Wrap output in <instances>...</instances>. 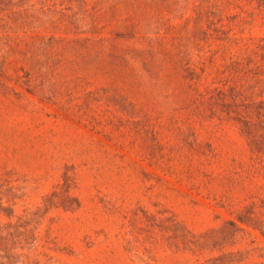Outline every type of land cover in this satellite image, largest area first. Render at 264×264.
<instances>
[{
    "label": "rangeland",
    "instance_id": "obj_1",
    "mask_svg": "<svg viewBox=\"0 0 264 264\" xmlns=\"http://www.w3.org/2000/svg\"><path fill=\"white\" fill-rule=\"evenodd\" d=\"M45 4L0 26V264H264V73L214 78L264 0Z\"/></svg>",
    "mask_w": 264,
    "mask_h": 264
},
{
    "label": "trees",
    "instance_id": "obj_2",
    "mask_svg": "<svg viewBox=\"0 0 264 264\" xmlns=\"http://www.w3.org/2000/svg\"><path fill=\"white\" fill-rule=\"evenodd\" d=\"M31 0H0V26L4 29L10 28L11 25L14 23H20L26 25L27 28L33 29L35 25V12L45 10V12H49L50 6L45 4V0H40L39 4L40 7L36 9L34 7V3L30 2ZM44 6H47L43 8ZM12 19V20H11ZM20 19V20H19ZM199 20H195L197 23ZM134 28L133 25L125 24L120 26V32L116 35L119 37H128L132 36L130 33ZM189 32L190 37L195 40H208L212 37V34L207 32V30L200 32L197 28H192L187 30ZM258 42H264V38L258 39ZM262 45H255V51L258 55V50H260ZM260 55V54H259ZM263 60V59H262ZM250 64H254L253 67ZM255 69L257 73H264V64L257 62L255 59L252 60L250 58H236L224 61L220 67L217 69L216 75L214 78L217 80L218 83L221 82L222 84L232 82L230 89L237 93V95H241V91L243 89L244 80L247 75ZM242 117V116H241ZM246 119L244 118L242 129L244 134L249 138L252 139V134L249 130V125L245 122ZM239 221L245 220L242 218H238ZM203 264H214V263H203Z\"/></svg>",
    "mask_w": 264,
    "mask_h": 264
}]
</instances>
